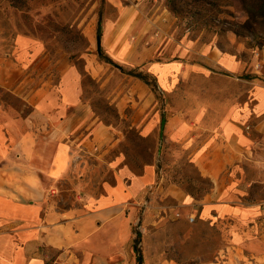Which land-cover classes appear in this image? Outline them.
Instances as JSON below:
<instances>
[{"label": "rangeland", "instance_id": "1", "mask_svg": "<svg viewBox=\"0 0 264 264\" xmlns=\"http://www.w3.org/2000/svg\"><path fill=\"white\" fill-rule=\"evenodd\" d=\"M248 10L242 0H0V60L14 67L4 73L0 61V79L23 71L0 85V114L22 118L32 103L70 95L75 155L51 198L71 207L139 178L124 210L142 264H264V17L246 22ZM41 118L26 123L44 134ZM211 137L214 178L196 162Z\"/></svg>", "mask_w": 264, "mask_h": 264}, {"label": "crops", "instance_id": "2", "mask_svg": "<svg viewBox=\"0 0 264 264\" xmlns=\"http://www.w3.org/2000/svg\"><path fill=\"white\" fill-rule=\"evenodd\" d=\"M0 61H4L2 72L13 71L9 58ZM16 73L10 78L4 75L0 85L18 82L23 71ZM67 99L32 103L22 118L14 115L7 120L5 110L0 114L4 128L0 134V264H131L133 210L126 215L124 205L139 194L143 181L132 177L128 182L103 184V193L79 194L71 207L59 208L51 198L52 184L69 171L75 155L72 144L77 138L66 136L74 124L66 126L65 110L76 102L70 95ZM33 117L50 125L49 131L43 134L39 124L26 123ZM223 126L224 133L235 140L237 125L229 121ZM215 140L211 137L196 159L202 172L212 178L220 173L207 163L214 158L209 148ZM242 156L246 155L242 152ZM227 157L231 162L238 155ZM222 187L218 182L208 196L218 199Z\"/></svg>", "mask_w": 264, "mask_h": 264}, {"label": "trees", "instance_id": "3", "mask_svg": "<svg viewBox=\"0 0 264 264\" xmlns=\"http://www.w3.org/2000/svg\"><path fill=\"white\" fill-rule=\"evenodd\" d=\"M242 1L244 3V6L248 7V9H249L248 10V20L246 22H249V18L256 19V16L257 17H264V0H242ZM100 15L101 14L99 13L98 21H97V29H96L97 35H100L99 34V32H100V19H101ZM98 55L105 62L113 63V60L110 57L103 54L101 50L98 51ZM127 72L129 74L134 75L137 78L141 79L143 82H145L147 85H150L151 87L156 86L154 79L150 80L148 77V74H146V73H143L141 71L133 72L132 70L127 71ZM140 236H141V233L139 231H136V234H135V237L133 240V245H132L133 250H134V252H136V255H137L136 260H137L138 264H142V256H141L140 250L137 246L139 239H140Z\"/></svg>", "mask_w": 264, "mask_h": 264}, {"label": "water", "instance_id": "4", "mask_svg": "<svg viewBox=\"0 0 264 264\" xmlns=\"http://www.w3.org/2000/svg\"><path fill=\"white\" fill-rule=\"evenodd\" d=\"M96 44H97V47L99 48L100 47V36L99 35L96 36ZM163 125H164V119H162L161 121V130L163 129Z\"/></svg>", "mask_w": 264, "mask_h": 264}, {"label": "built area", "instance_id": "5", "mask_svg": "<svg viewBox=\"0 0 264 264\" xmlns=\"http://www.w3.org/2000/svg\"><path fill=\"white\" fill-rule=\"evenodd\" d=\"M189 219H190V221H192L193 220V216H190Z\"/></svg>", "mask_w": 264, "mask_h": 264}]
</instances>
